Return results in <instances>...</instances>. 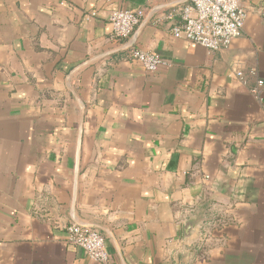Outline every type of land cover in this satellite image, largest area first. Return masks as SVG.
<instances>
[{
    "label": "crops",
    "instance_id": "0c3cea01",
    "mask_svg": "<svg viewBox=\"0 0 264 264\" xmlns=\"http://www.w3.org/2000/svg\"><path fill=\"white\" fill-rule=\"evenodd\" d=\"M239 1L209 51L171 34L188 0H0V264H102L70 224L109 264H264V0Z\"/></svg>",
    "mask_w": 264,
    "mask_h": 264
},
{
    "label": "built area",
    "instance_id": "2783aa9c",
    "mask_svg": "<svg viewBox=\"0 0 264 264\" xmlns=\"http://www.w3.org/2000/svg\"><path fill=\"white\" fill-rule=\"evenodd\" d=\"M179 20L171 27L175 38H183L199 44L209 51L227 48L242 33L246 9L239 0H188L178 11ZM96 15L91 11L86 18ZM143 11L116 9L110 12L108 21L113 38H128L140 22ZM129 59L139 62L146 71H155L161 58L152 52L131 48ZM242 76L241 72H236ZM263 82L257 81L253 92L258 94ZM69 244L82 248L92 260L109 264L110 255L105 246L103 235L89 226L70 224L66 228Z\"/></svg>",
    "mask_w": 264,
    "mask_h": 264
},
{
    "label": "water",
    "instance_id": "95a60500",
    "mask_svg": "<svg viewBox=\"0 0 264 264\" xmlns=\"http://www.w3.org/2000/svg\"><path fill=\"white\" fill-rule=\"evenodd\" d=\"M191 224H192L191 221H187V222L185 223L184 229H185V230H188V229L191 227Z\"/></svg>",
    "mask_w": 264,
    "mask_h": 264
}]
</instances>
